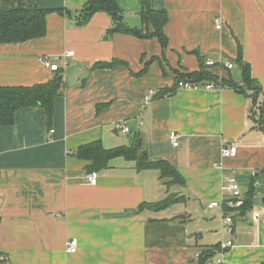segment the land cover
Here are the masks:
<instances>
[{
	"label": "crops",
	"instance_id": "0c3cea01",
	"mask_svg": "<svg viewBox=\"0 0 264 264\" xmlns=\"http://www.w3.org/2000/svg\"><path fill=\"white\" fill-rule=\"evenodd\" d=\"M28 1L49 11L47 33L0 43V87L55 76L62 83L50 115L40 104L27 106L0 125V264H213L219 253L221 264H263L264 0H151L168 13L166 46L157 37L109 33L113 18L105 11L81 23L88 0ZM117 2L124 23L153 31L141 17L143 0ZM240 56L259 89L242 84ZM45 57L58 71L44 66ZM202 62L216 88L163 92ZM137 134L149 161L167 162L179 179L124 156L89 171L77 155L95 141L130 146ZM225 144H236L235 157L222 156ZM230 175L243 196L254 186L244 214L223 204ZM223 214L233 216L234 238L222 252L221 242L232 238L222 231ZM71 238L75 253L66 251ZM207 249L214 255L203 260Z\"/></svg>",
	"mask_w": 264,
	"mask_h": 264
},
{
	"label": "trees",
	"instance_id": "16d2710c",
	"mask_svg": "<svg viewBox=\"0 0 264 264\" xmlns=\"http://www.w3.org/2000/svg\"><path fill=\"white\" fill-rule=\"evenodd\" d=\"M98 11L108 12L112 16L113 26L109 29V33L121 32L141 38L157 37L163 46H166L168 43V37L164 31V25L168 21V13L165 9H153L151 0H143L141 17L143 22L153 26V31H150L149 28L130 27L124 23L121 8L117 0H88L81 23L87 22V20ZM48 12V10L40 8L37 4L29 3L28 0H0V43L24 42L29 39L45 36L47 33ZM207 66L208 65L202 62L201 70L180 74L174 87L166 89L163 92L172 93L181 80L218 82L217 76L212 74ZM238 67L243 77L242 84L244 86L246 85L248 88L259 89L255 79L252 77L250 65L243 62L241 56L239 58ZM61 83L62 78L60 76H55L48 83L37 84L31 87H0V125L12 124L16 111L27 106L40 104L46 108V112L50 115L54 98L59 92ZM221 83L236 89H245L244 86L235 82L233 79L227 80L223 78ZM262 112L264 113V107L262 108ZM77 155L79 158L89 162V164H87L89 171L101 170L109 165L112 158L124 156L127 159L137 161L139 167L160 166L162 167L164 175L171 174V176H175L173 180L180 178L175 168H172L167 162L149 161L144 147V141L140 134L135 136L130 146L124 145L107 149L100 141H95L79 147ZM253 192L254 186H252L244 196V204L241 207L230 208L226 204H224V206L229 210L238 209L240 214H244L252 207ZM171 200L172 199L168 197L157 203V205L164 206L171 202ZM213 255L214 250L207 249L202 252L201 257L203 260H206Z\"/></svg>",
	"mask_w": 264,
	"mask_h": 264
},
{
	"label": "built area",
	"instance_id": "2783aa9c",
	"mask_svg": "<svg viewBox=\"0 0 264 264\" xmlns=\"http://www.w3.org/2000/svg\"><path fill=\"white\" fill-rule=\"evenodd\" d=\"M216 27L219 29L222 26V21L220 18H216ZM69 55H73V51L68 52ZM43 64L45 67L50 68L51 70H58L59 64L57 62L52 61L51 59L45 57L43 58ZM208 65H214L216 64V61L214 59H208L207 60ZM227 68H233V63L227 62L226 64ZM178 88H186V89H200L202 87L206 89H213L216 88L217 85L214 82H195L192 80H181L178 82ZM156 91H151V94H155ZM122 129L126 132L130 131V128L127 125H121ZM179 135L172 131L170 134V140L172 141L173 145L177 146L179 144L178 142ZM221 154L223 157H235L237 154V146L236 144H225L222 147ZM87 180L90 184L95 185L97 183V177L95 174H89L87 176ZM227 186L225 187V190L227 192V198L225 199L223 204H226L230 208H238L241 207L244 204V196L243 192L240 186V183L237 181L235 176H227ZM217 203H211L208 206L210 208H213L216 206ZM222 231L227 232L231 235V239L224 240L221 242L220 247L221 251L223 252L228 247H231L233 245V233H234V220L233 216L230 214H223L222 217ZM78 249V240L76 238H71L66 243V251L68 253H75ZM221 252V253H222ZM223 261L222 255L219 253V256L216 258V260L213 262V264H221Z\"/></svg>",
	"mask_w": 264,
	"mask_h": 264
},
{
	"label": "water",
	"instance_id": "95a60500",
	"mask_svg": "<svg viewBox=\"0 0 264 264\" xmlns=\"http://www.w3.org/2000/svg\"><path fill=\"white\" fill-rule=\"evenodd\" d=\"M264 184V173H262L257 181V185ZM262 203L264 204V196L262 197Z\"/></svg>",
	"mask_w": 264,
	"mask_h": 264
}]
</instances>
